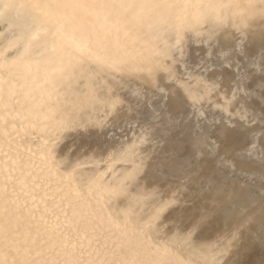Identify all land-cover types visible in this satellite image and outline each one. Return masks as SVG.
<instances>
[{"label": "bare ground", "instance_id": "obj_1", "mask_svg": "<svg viewBox=\"0 0 264 264\" xmlns=\"http://www.w3.org/2000/svg\"><path fill=\"white\" fill-rule=\"evenodd\" d=\"M252 35L264 37V0H0V264H235L239 240L264 232V189L231 176L253 160L210 168L212 139L175 177L153 173L199 120L246 116L237 85L188 57ZM119 123L107 146L60 148Z\"/></svg>", "mask_w": 264, "mask_h": 264}, {"label": "rangeland", "instance_id": "obj_2", "mask_svg": "<svg viewBox=\"0 0 264 264\" xmlns=\"http://www.w3.org/2000/svg\"><path fill=\"white\" fill-rule=\"evenodd\" d=\"M258 43H260V44H258ZM233 44L234 45H232V48L229 50V52H225L226 50L221 51L220 50L221 48L219 45H216V46L212 45V48H211L212 54H210V52L207 50L208 49V48H206L207 45L197 44L198 46H195V47L198 50H196V48H194V50L191 52L190 56L188 57L189 58L188 59V66L190 67L193 64L192 67H194L197 70H205L208 68L207 71L213 72V73L219 71L222 76L227 78L228 84L237 85L238 92L241 95L240 98L241 97L242 98L241 99L239 98L238 99L239 101L237 100L236 102H239V105L241 104L240 106H242V109H243V107L246 108L245 112H244L245 108L242 110L246 114V116H239L240 119L237 118L238 121L230 120L231 118H229L228 116H221V117H217V118L209 119V120H199L196 124V130L194 131V133L196 134L194 136L195 137L197 136L196 138H194V136H193L194 133L192 130L185 132L186 135L184 134V138H186V139L185 140L182 139V141L183 140L184 141L181 144L180 151L176 155V160H177L176 164L169 163L167 165L166 160L161 161L162 166H160V167L162 169H160L159 171L156 170L153 173V178L156 179L157 181L164 182L165 180H167V178L175 177L177 173H175V171H173L172 167L173 168H175L176 166H180L181 168L187 167L188 164L184 163V161H185L184 157L185 158L187 157L188 161L190 160L191 162L196 161L195 156L200 160V157L202 158V155H204L203 151L205 149H208L212 145L211 143L215 142V140H216L215 144L213 143L215 146L210 147V149H212V153H210V157L207 158V160H208L207 164H209L210 168H214L216 166V163H217L216 158H219V157L223 156L224 154L225 155L233 154V156H236V157H233L234 159L243 158V160L245 158H248V156L254 157L255 160L253 159V162L249 164V167L243 169L242 172H238V170H235L234 172L231 173V176H233L232 178H237V176L240 175V177L242 178V180L244 182H247L248 184L250 183V185H249L250 188L249 189L247 188L248 190H250V192H254L253 190H255V189H264V160L261 159V158H264V123H263L264 122V114H263V112H264V78H263L264 77V63H263L264 62V37L262 39H258L257 41L251 42L249 45H245V46L244 45L238 46L237 42H235V41L233 42ZM203 50L204 51L207 50L208 52L206 51V54H205L203 52ZM236 50H237V52H236ZM201 52H203V53L201 54ZM240 53H242V54H240ZM200 54L203 57H200ZM198 57H200V58H198ZM238 57H240V58H238ZM196 58H198V59L195 60ZM202 58H205V60ZM224 58L228 59V60H225ZM230 58H232V59L230 60ZM200 60H201V62H200ZM229 60H230V65L228 63ZM238 60L240 62H238ZM236 61L238 63H236ZM204 62L207 65H201V64H204ZM199 64H200V66H199ZM250 64H252V66H250ZM227 65L230 67H228ZM229 68H232V69H230V73H229ZM252 70H253V72H252ZM237 76H238V78H236ZM238 79H239V81H238ZM230 80H232L233 84H232V82H230ZM252 80H253V82H252ZM248 82H250V83L248 84ZM238 84H239V86H238ZM251 85H253V86H251ZM240 87H242V89ZM242 90H243V92H242ZM240 101H242V102H240ZM256 103H258V104H256ZM245 104L247 106H245ZM248 104H250L249 107H248ZM248 108H250V109H248ZM254 109H256V111H254ZM249 110H253V111L249 112ZM259 110H260V112H259ZM259 114H260V116H259ZM174 116H175V114H173V113L166 114V117H174ZM183 117H185V122H187V121L188 122H190V121L194 122L192 120V118L194 120H196L194 116L192 117V114L188 113V109L184 110ZM132 118H141V117L138 114H133ZM180 121H182V120H180ZM185 122H182L183 124H181V125L186 124ZM261 122H262V124H260ZM224 126L226 129L224 128ZM219 128H221V131L222 130H224V131L221 132ZM92 130H87L85 132L81 131L79 133H74V134L66 137V139H64V141L61 143L60 148H62V149L68 148L71 143H74V145L72 146V149H75L77 147V145L82 144V141L84 139H86V141L89 144H92L94 137H95L94 144L97 143V144L102 145V146H107L109 144V142H113V139L118 138L120 135H122L124 133L125 125L123 123H119L115 126H112V128L104 129L103 132L97 131L95 129H92ZM197 130H198V132H197ZM171 133L172 134H176V133L178 134V131L174 129L171 131ZM200 134L202 136L206 137L208 140H206L204 137L200 136ZM100 137H102L103 139ZM191 137H193L194 140L198 139V143H197L198 145L196 144V141H194V143L196 145H194V143H192L193 139H191ZM198 137H200V138H198ZM241 137H242V139H241ZM216 138H218V139H216ZM199 139L202 140L203 144H202V142L200 144ZM212 139L214 140L213 142L211 141ZM205 141H206V143H205ZM219 143H220V145H219ZM192 144L196 147L198 146V148L196 149V147H194V150H193L192 149L193 147L192 148L190 147V146H193ZM256 144H257V146H256ZM187 146H188V148L190 147L191 150H189L190 148L188 149ZM185 150H186V152L184 153ZM190 151H192V152H190ZM181 152H183V153H181ZM187 153H188V156H187ZM180 154H182L183 156ZM256 168H257V170H256ZM175 170H176V172H178L177 169H175ZM252 171H253V174H252ZM237 173H238V175H237ZM194 194L196 196H198V194L196 192ZM194 194L190 195L188 197V200H186L187 203L191 202V200L194 197ZM213 222L215 225H212V226H216L215 229L218 227H222L220 222L216 223L215 220L213 221L212 219H209V221L207 223H205L204 226L207 228ZM212 230H213V228L211 227L210 230L206 234L211 235L213 233ZM257 234H258L259 242L256 241L257 239L254 237V235H249V233H248L245 235H247L249 237H246V236H245L246 238L242 237L243 239L241 238L239 240L238 244H236V247H233V249L235 251L239 252V253H236L234 255V259H235L234 263L235 264H242V263L243 264L244 263L245 264H248V263L249 264L259 263L260 264V262H262L264 264V251H263L264 250V232H262V231L260 232L258 230L256 235ZM254 241H255L254 244L249 245V243L254 242ZM256 252L258 253V256L255 255V254H257ZM247 254L249 256H247ZM260 254H261V256H260ZM255 256H256V258H255ZM232 257H233V254H232ZM249 257L254 258L252 262H251ZM245 260L247 262L248 261L249 262L248 263L244 262ZM258 260H261V261L259 262Z\"/></svg>", "mask_w": 264, "mask_h": 264}, {"label": "water", "instance_id": "obj_3", "mask_svg": "<svg viewBox=\"0 0 264 264\" xmlns=\"http://www.w3.org/2000/svg\"><path fill=\"white\" fill-rule=\"evenodd\" d=\"M258 40V37H256V35H252V36H250L249 38H244V40H242L243 41V44L242 45H249L251 42H254V41H257ZM197 44H202V45H206L204 42H202V43H197ZM197 44H195L194 45V48H196L195 46H198ZM212 45H219L220 47H226V49H228V51H229V49H231L232 47V45H233V43H231L230 45H224L222 42H221V40L220 41H217L216 43H213ZM207 47H208V45H207ZM208 51L210 52L211 51V47H208ZM225 53V52H224ZM221 116H228L229 118H231V116H229V114L228 113H226V112H222L221 114H220V117ZM237 117H239V116H237ZM237 117H234V118H232V119H230V120H238L237 119ZM195 159H197V157L195 156ZM255 160V158L254 157H251V156H248V158H245V160ZM251 162H253V161H251Z\"/></svg>", "mask_w": 264, "mask_h": 264}, {"label": "snow or ice", "instance_id": "obj_4", "mask_svg": "<svg viewBox=\"0 0 264 264\" xmlns=\"http://www.w3.org/2000/svg\"><path fill=\"white\" fill-rule=\"evenodd\" d=\"M166 3V0H161V4L163 5V4H165ZM178 211H186V209H177ZM199 223H206L207 222V218H206V216L203 214V213H201L200 215H199V221H198Z\"/></svg>", "mask_w": 264, "mask_h": 264}]
</instances>
